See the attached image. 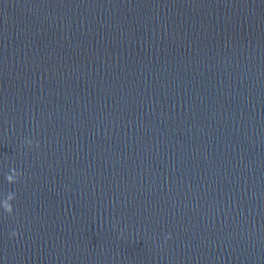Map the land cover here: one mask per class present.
<instances>
[{
  "label": "water",
  "instance_id": "1",
  "mask_svg": "<svg viewBox=\"0 0 264 264\" xmlns=\"http://www.w3.org/2000/svg\"><path fill=\"white\" fill-rule=\"evenodd\" d=\"M0 264H264V0H0Z\"/></svg>",
  "mask_w": 264,
  "mask_h": 264
}]
</instances>
